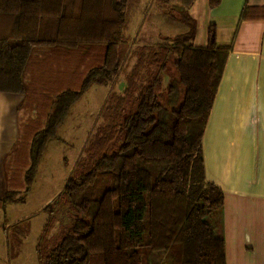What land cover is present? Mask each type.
Masks as SVG:
<instances>
[{"label":"trees","instance_id":"obj_1","mask_svg":"<svg viewBox=\"0 0 264 264\" xmlns=\"http://www.w3.org/2000/svg\"><path fill=\"white\" fill-rule=\"evenodd\" d=\"M127 2L0 0V91L28 92L27 72L45 59L32 62L35 48L73 54L78 69L85 66L76 89L68 71L71 81L31 140L25 191L71 105L119 72ZM170 8L187 30L132 49L122 91L108 96L104 122L54 202L67 207L68 228L52 233L51 209L37 241L39 264H145L153 251L164 252L166 264H225L224 240L207 219L220 211L223 192L205 178L200 143L230 46L216 42L213 24L206 43L193 44L195 20L185 6ZM23 199L7 189L0 206Z\"/></svg>","mask_w":264,"mask_h":264},{"label":"crops","instance_id":"obj_2","mask_svg":"<svg viewBox=\"0 0 264 264\" xmlns=\"http://www.w3.org/2000/svg\"><path fill=\"white\" fill-rule=\"evenodd\" d=\"M195 3L188 7L194 37L200 18L203 44L213 24L216 42L230 46L200 143L205 178L223 192L218 217L207 219L224 240L225 264H264V0L214 6L203 0L201 10ZM46 52L62 54L37 51ZM24 96L0 91V199L9 187L5 166L18 148Z\"/></svg>","mask_w":264,"mask_h":264},{"label":"rangeland","instance_id":"obj_3","mask_svg":"<svg viewBox=\"0 0 264 264\" xmlns=\"http://www.w3.org/2000/svg\"><path fill=\"white\" fill-rule=\"evenodd\" d=\"M190 1L128 0V24L124 31L126 43L121 47L119 72L106 84L90 86L71 105L67 117L56 129V136L48 140L34 179L25 191L24 174L30 164L31 140L44 126L52 110L51 104L55 95L67 87L64 85L67 80L71 81L68 71H74L69 87L76 89L84 74L82 70L85 69L84 64L78 69L79 62L73 54L66 59L67 55L63 54L37 53L40 48L33 51L35 53L31 56L32 62L45 59L42 66L27 72L26 81L29 85L20 107L19 144L9 161L6 160L8 190L13 191L17 198L24 195V199L7 202L5 218L3 210H0V255L5 264H39L37 241L51 209L56 215L52 233L68 228L70 217L67 207L60 202H54L78 157L82 155L87 140L97 126L104 122L108 96L122 91L125 76L134 61L130 56L132 49L137 45L152 44L161 36H174L185 32L186 25L179 21L178 13L170 5L185 6L188 11L192 2ZM195 1L196 10H201L203 0H193V3ZM197 22L200 27L191 42L203 45L204 28L200 18H197ZM168 68L172 70L170 63ZM168 76L169 73L163 77V86L168 81ZM215 217H218V213ZM165 257L163 252L153 251L148 254L145 264H166Z\"/></svg>","mask_w":264,"mask_h":264}]
</instances>
